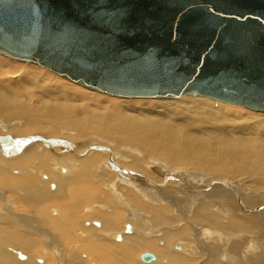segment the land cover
Here are the masks:
<instances>
[{
	"label": "bare ground",
	"instance_id": "bare-ground-1",
	"mask_svg": "<svg viewBox=\"0 0 264 264\" xmlns=\"http://www.w3.org/2000/svg\"><path fill=\"white\" fill-rule=\"evenodd\" d=\"M0 56L40 67L59 76L42 66ZM4 67L6 70H18L9 63H4ZM21 71L23 76L20 83L27 86L34 97L33 113L24 107L23 99H29L17 85L10 81L5 84L0 82V118L7 123L0 121L10 124L23 118L24 122L21 128L12 127L9 130L3 129L0 123V135L9 133L12 134L10 138L14 139L22 134H31L35 127L38 129L41 120L50 118L54 124L47 130L39 131L48 137L56 136L57 125L63 124L60 118H68L69 115L75 118L70 114L72 111L82 118L72 122L74 127L82 126L84 134L94 131L97 135H93L96 141L88 139L83 145L71 144L75 154L84 152L80 159L54 146L40 148L42 144L39 142L38 145V141L12 152L0 149V155L4 157L0 158V161L4 160L0 162V212L11 221L5 222L0 213V248L5 252L0 251V264H10L13 256L7 253L8 248H12L11 251L20 260L26 258L17 250L25 252L29 258L14 264H31L30 260L34 261L41 255L38 239L21 234L18 230L38 232L41 236L45 254L43 258H37L41 264H140L137 258L143 252H149L155 258L145 264H264V205L258 206L264 202V198H248L249 194L247 198L243 197L245 191L264 190V116H246L233 111L235 117L239 118L223 122L225 120L218 119L221 108L205 103L154 105L151 108L144 107L146 105L120 106L96 97L97 93L138 100L195 97L211 103L208 98L190 94L175 98H126L90 90L94 93H82L87 101L76 107L71 96L74 90L65 83L55 82L49 75L34 69ZM44 82H52L56 87L52 89L50 84L46 86ZM104 105L116 106L108 109ZM76 133L77 137L83 138L84 134ZM103 143H112V149L108 147L110 144L106 146ZM91 145L106 150H87ZM47 149L61 152H56V156ZM19 152H22L19 156H10ZM126 154L131 158L146 155L161 161L154 162L153 159L145 160V163L142 160H127ZM118 158L122 160L121 163ZM35 159H38L37 166H29ZM108 159L116 167L135 175L126 177L120 174L108 165ZM162 161L166 165L160 164ZM48 165H51L50 172L56 174L54 183L57 190L46 200L48 204L41 208L32 200L33 195L39 192L36 188L39 181L32 174L38 176L41 173L43 180L50 182L54 177H47ZM60 165L68 168V175H58L59 170L66 173L64 168L60 169ZM97 167L101 172L94 179L96 184H92L89 173ZM5 169L14 174V178ZM207 174L213 175L212 178ZM227 175L233 180L252 179V189L232 187L233 183L230 182L231 188L227 185L229 181L222 178ZM220 177L223 181H217ZM189 182L197 184L202 190L199 197H190L192 194L188 192L187 196L183 194L186 189L192 192L188 188L191 186ZM174 185H177L176 189ZM208 185L212 189L203 192ZM13 188H20L24 193L16 190L13 194ZM51 188L54 189V185ZM180 189H184L183 192H177ZM108 193L114 203L110 201ZM56 196L66 199L59 200ZM163 200L171 203L174 210L172 206L158 203ZM85 204L84 218L97 220L84 222V229L77 233L79 238L72 237L73 230L79 229L76 213ZM10 205L14 208L11 209ZM53 207L60 209V217L64 219L62 225L58 226L56 221L47 218V210ZM118 208L127 213L129 218L126 222L132 220L139 222L138 225L134 223V226L132 224L131 228L126 229L128 222L120 228ZM123 231L125 234H119ZM117 235L119 240L115 239ZM112 237L117 243H123H114ZM74 242L75 245L72 244ZM69 244H72L70 251L64 248ZM52 252L55 259L51 257ZM35 261L32 263L36 264Z\"/></svg>",
	"mask_w": 264,
	"mask_h": 264
},
{
	"label": "water",
	"instance_id": "water-1",
	"mask_svg": "<svg viewBox=\"0 0 264 264\" xmlns=\"http://www.w3.org/2000/svg\"><path fill=\"white\" fill-rule=\"evenodd\" d=\"M0 55L117 97L190 94L264 112V0H0ZM34 141L84 153L39 136L0 137V149Z\"/></svg>",
	"mask_w": 264,
	"mask_h": 264
},
{
	"label": "rangeland",
	"instance_id": "rangeland-1",
	"mask_svg": "<svg viewBox=\"0 0 264 264\" xmlns=\"http://www.w3.org/2000/svg\"><path fill=\"white\" fill-rule=\"evenodd\" d=\"M4 63H9V64H11V65H13L14 67H16V68H18V70H6L5 69V67H4ZM21 69H26V70H35V71H40V72H42V73H44V74H47V75H49L50 77H51V79L53 80V81H55V82H58V83H61V84H66L68 87H71L74 91L72 92V94H71V96H72V101H73V104H74V106H76V105H81L82 104V102L83 101H87L84 97H82V93H85V94H87V93H94L93 91L91 92L90 90H88V89H86L85 90V88H83V87H81V86H78V85H76V84H74V83H71V82H69L68 80L66 81V80H63L62 79V77L60 78V76H56V75H54V74H52V73H50V72H48V71H46V70H44V69H42V68H40V67H37V66H34V65H29V64H26V63H19V62H15V61H12V60H9V59H7V58H4V57H2V56H0V82L1 83H3V84H5L6 83V81H10V82H12V84H15V85H17L18 87H19V89H20V91H23L27 96H28V99L29 100H27V99H23V104H24V107L26 108V110L28 111V112H31V113H33V102H34V97H33V95L31 94V92L29 91V88L27 87V86H25L24 84H22V83H20V78L23 76V73H22V71H21ZM44 84L47 86L48 84H50V86H52V89H54V87H56L55 86V84L54 83H52V82H44ZM96 93V92H95ZM94 95V94H93ZM97 95L98 96H96V97H101L102 99H103V102H105V101H107V100H109V101H111V102H113V103H116V104H119L120 106H133V105H136V106H140V105H146V106H144V107H147V106H150L151 108L154 106V105H166V104H172V105H188L189 103H196V102H199V103H205V104H208V105H214V106H216V107H219V108H221V111H220V113H219V115H218V119H219V121H221V120H225V121H223V122H227V121H229V120H231V119H233V118H239V117H235V115H234V112H241V113H243V114H245L246 116H250V115H252V116H258V115H260V116H264V114H257V112L255 113V112H252V111H249V110H244V109H242V107L240 108V107H235V106H230V105H224V104H220V103H216L215 101H212L211 99V101L210 100H208L209 102H211V103H208V102H203V101H207V100H200L199 98L197 99V98H195V97H183V98H177V99H172V100H168V99H160V100H151V99H149V100H138V99H120V98H114V97H111V96H107V95H104V94H98L97 93ZM193 98V99H192ZM202 99V98H201ZM182 101V102H181ZM196 104H198V103H196ZM93 106H97V105H94V104H92ZM192 105H195V104H192ZM220 105H222V106H220ZM112 106H116V105H104V108H111ZM77 107V106H76ZM98 107V106H97ZM143 107V106H142ZM234 111V112H233ZM70 114H72V115H74L75 116V118L74 117H72V116H70L69 115V117L68 118H60V120L63 122V124H64V126H63V124H61V123H59L58 125H57V135L56 136H50L51 138H55V139H58V140H62L63 142L65 141L66 143H69V144H74V145H83L84 143H86L87 142V140L88 139H90V141L92 142V140L93 141H96V139H95V136H93V135H97V134H94L93 132L94 131H92V132H88L87 134H84L85 132H84V130L82 129V126H79V127H74L73 125H72V122L73 121H75V120H80V119H82L81 118V116H78L74 111H72V112H70ZM231 118V119H230ZM1 120H3L2 118H0ZM26 119V118H25ZM4 121V120H3ZM4 122H6V121H4ZM22 122H23V118H18V119H16V120H14L12 123H10V124H6V123H2L1 121H0V123L1 124H3V129H5V130H9L10 128H12V127H16L17 129H19V128H21L22 127ZM24 123V122H23ZM54 124V122L52 121V119H50V118H48L47 120H41L40 122H39V126H38V129L35 127L34 129V131H33V133H31V134H22V135H19V137L18 138H20V137H23V136H25V137H31V136H35V135H41L42 137H44V138H50V137H48V136H46L43 132H40L39 130H42L43 131V129H45V130H47V129H49L52 125ZM68 129H73V131H76V132H78L80 135H82V134H84L83 135V138H79V137H77L76 135H78L76 132H74L73 133V131H71V130H68ZM70 131V132H69ZM3 135H8L9 137L12 135V134H9V133H4V134H2V135H0V137H4ZM85 136H86V138H85ZM40 137V136H39ZM66 139V140H65ZM80 141H82V142H80ZM31 143V142H30ZM29 143V144H30ZM97 143V142H96ZM96 143H93V144H96ZM90 144H92V143H90ZM97 144H100V143H97ZM103 144H107V143H103ZM102 144V145H103ZM108 144H110L109 146H108ZM106 146H108L109 148L111 147V145H112V143H108ZM28 145V144H27ZM27 145H25L24 146V148L27 146ZM38 145H40V143L38 142ZM101 145V144H100ZM39 147V146H38ZM23 147H21V149H22ZM40 148H44V146H42V145H40ZM45 148H47L46 146H45ZM58 148V147H57ZM111 149H112V147H111ZM48 151L50 150V149H47ZM38 151V148L36 149V152ZM59 151V150H58ZM58 151H56V152H58ZM50 152H51V154H53V155H55L56 154V156H57V153L56 152H53V151H51L50 150ZM64 152H66V151H64ZM14 153V152H13ZM40 153V152H39ZM39 153H37L38 155H39ZM69 153V152H68ZM67 153V154H68ZM79 153V152H78ZM20 154H22V152H19L18 154H12V155H10L11 157H14V156H19ZM58 154H60V151H59V153ZM68 155H70V153L68 154ZM10 156H9V158H10ZM58 156H60V155H58ZM126 156H127V160H131V159H133V160H136V161H139V160H142L141 162H145V160H146V162L149 160V161H153V159H154V162H156V161H161V160H159V159H157V160H155V158H152V157H148V156H137L136 155V157L137 158H131V156L129 155V154H126ZM74 157V156H73ZM0 158H2V159H4V157H2L1 155H0ZM75 158V157H74ZM8 159V158H7ZM77 159V158H76ZM78 159H80V157L78 158ZM120 163H121V159L120 158H118L117 159ZM2 162H4V160H1ZM0 161V162H1ZM37 161H38V159H35L33 162H31V164L29 165V166H33V167H36L37 166ZM145 162V163H146ZM163 162V161H162ZM144 163V164H145ZM169 165H170V163L169 162H167ZM160 164H162V165H166V162H163V163H160ZM160 167V166H159ZM5 168V167H4ZM61 168H64L63 166H61L60 165V169ZM50 169H51V165H48V173H46V174H48V178H53L56 174H54L53 172L51 173L50 172ZM65 170H66V173H61L60 172V170H59V172H58V175L60 176V177H64V176H66V175H68V171H67V167H65L64 168ZM160 169H164V167H160ZM180 169H187V170H190V171H193L192 169H190V168H187V167H181ZM6 171H7V174L10 176V177H12V178H14V174H10V172H9V170H7V169H5ZM101 169L99 168V167H97V168H95V169H92L91 171H90V173H89V179H90V181L92 182V184H96V182H94V179L97 177V175L101 172L100 171ZM108 170V169H107ZM22 171H24V170H22ZM108 171H110V170H108ZM196 173H198V172H196ZM45 174V175H46ZM203 174V173H202ZM33 176H35L37 179H38V183H37V190H39V192L37 193V194H35V195H33V197H32V200L36 203V204H38L41 208L42 207H44V206H46L47 204H48V201H46V200H48V198L51 196V195H54V194H52V193H56V188L57 187H55V183H54V180H55V177L53 178V180H51L50 182L49 181H47V180H43V178L41 177V173L37 176L36 174H32ZM155 176H157L156 174H154ZM209 175H211V174H207V176H209ZM212 176L213 175H211V176H209V178H212ZM229 175H227V176H223L222 178H224V179H226L227 181H229V183L227 184L228 186L230 185V187H231V183H233V186L232 187H239V188H241V189H243L242 187H244L246 190H247V188H251L252 187V185H253V180L251 179V180H249L248 181V179H235V180H233V179H231L230 177L231 176H229ZM157 177H159V176H157ZM221 178V177H220ZM217 179V181H223V179ZM68 179V178H67ZM67 179H63L62 178V180H67ZM246 180H247V182H246ZM52 182V183H51ZM231 182V183H230ZM49 183H51V185H54V189H52L51 188V185L49 184ZM240 183V184H239ZM175 184V183H174ZM189 184L191 185V186H189L188 188H191L192 189V192H189V190L190 189H186V190H184V189H180V190H177V192H179V191H182L183 192V190H184V195L185 196H187V193L186 192H188V193H190V194H192V195H190V194H188V195H190V197L191 196H193V197H196V196H200L201 194H202V190L201 189H199V187H198V185L197 184H195V183H193V182H189ZM121 185V184H120ZM244 185V186H243ZM247 185V186H246ZM249 185V186H248ZM142 186H144V185H142ZM43 187H45V189H43ZM175 187H177V185L175 186L174 185V188ZM187 187V186H186ZM222 187V186H221ZM231 187V188H232ZM100 188H101V186H100ZM212 189V187L210 186V185H208L204 190H203V192H208L209 190H211ZM222 188H224V187H222ZM176 189V188H175ZM224 189H227V188H224ZM252 189V188H251ZM250 189V190H251ZM16 190H18V191H21L22 193H24L20 188H13L12 189V193L14 194L15 193V191ZM101 190H102V188H101ZM188 190V191H187ZM103 191V190H102ZM227 191H228V189H227ZM104 192V191H103ZM229 192V191H228ZM19 193V192H18ZM181 193V192H180ZM243 193V192H242ZM19 194H21V193H19ZM232 194V193H231ZM251 196H249V195ZM24 195V194H23ZM23 195L22 196H19V197H23ZM57 196H59L58 194H56ZM56 196V198H58L59 200L61 199V200H63V199H66V198H61V197H57ZM108 196H109V198H110V201H112V199H111V196H110V194L108 193ZM249 196V197H248ZM254 196H259V197H262V199L264 198V190H259L258 192H250V193H248L247 191H245V194H244V196L243 197H248V198H252V197H254ZM113 202V201H112ZM148 202H150L151 203V200H148ZM165 201L163 200V201H160V202H158L159 204H165L164 206H172V209H173V205L171 204V203H168V202H165ZM114 203V202H113ZM261 204V205H260ZM236 205H237V203H236ZM262 205H264V202H262V203H259L258 204V206H262ZM238 206V205H237ZM257 205H256V207H258ZM10 207H11V209L12 208H14V206L13 205H10ZM87 207V204H85L84 206H82L80 209H78V211H77V215H78V217H77V225L79 226V229H74L73 230V233H72V237H78L79 238V236H77V233L78 232H81L82 231V229H84V227H83V224H84V222H88V223H90V221H94V220H97V218H93V219H90V218H84V216H86L85 215V213H84V209ZM262 208V207H261ZM238 209H239V207H238ZM118 210H119V215H120V217H119V224H121L122 226L120 227V228H122L123 227V225L124 224H128V222H129V225L128 226H130V228H131V225L133 224V226H134V223H136V225H138V223L139 222H134V221H130V220H128L127 222H126V220H127V218H129L128 216H127V213H125V211L123 210V209H120V208H118ZM174 210V209H173ZM263 211V210H262ZM100 212V211H99ZM1 213V215H2V218L5 220V222L7 221L8 223H10L11 221H9L8 219H7V217L4 215V214H2V212H0ZM53 213H55V214H53ZM60 214H61V211H60V209L58 208V207H53V208H50V209H48L47 210V212H46V216H47V218H49V219H52V220H54V221H56L57 222V225L59 226V225H62V222H64V219L62 218V216L60 217ZM125 219V220H124ZM98 220H100V219H98ZM98 222V221H97ZM100 222V221H99ZM91 226V225H90ZM125 226V225H124ZM85 227H87V226H85ZM92 227H94V226H92ZM95 228V227H94ZM127 229V228H126ZM125 229V230H126ZM18 232H20L21 234H24V235H28V236H32V237H36L37 239H38V241H39V243H40V247H41V255H38L36 258H35V263L36 264H41L42 262H39L38 260L39 259H37V258H43L44 256L43 255H45L44 254V250H43V246H42V241H41V236H39L37 233L38 232H29V231H23V230H18ZM122 233H124L125 234V232L123 231V232H121V233H119V234H122ZM41 234H42V232H41ZM43 235V234H42ZM126 235H129V234H126ZM112 239H113V237H112ZM114 240V239H113ZM122 240H123V238H122ZM0 241H2V240H0ZM115 241V240H114ZM113 241V242H114ZM114 243H116V244H118V243H123V241L122 242H114ZM7 244V243H6ZM5 244V245H6ZM73 245H75V242L74 243H72ZM72 244H69L67 247H64L66 250H69V249H71V245ZM9 245V244H8ZM10 246V245H9ZM69 246H70V248H69ZM11 247V246H10ZM11 249L12 248H8V249H6V251H7V253L8 254H10L11 256H13L12 257V259L10 260V264H14L15 262H25L26 260H27V258H28V256L25 254V252H23V251H21V250H17L19 253H21L25 258H26V260H20L18 257H16V255H15V253L14 252H12L11 251ZM169 249H170V247H169ZM0 251H2V252H4L1 248H0ZM70 251V250H69ZM69 251H67V252H69ZM71 251H73V248H72V250ZM74 252V251H73ZM176 252H178V251H173V253H176ZM181 252V251H180ZM5 253V252H4ZM72 253V252H71ZM179 253V252H178ZM51 257L52 258H54L55 259V257H54V254H53V252L51 253ZM30 258L32 259L33 257H31L30 256ZM29 259V258H28ZM42 260V259H41ZM137 260H139V258H137ZM34 261H32V260H30L29 262L31 263V264H34V263H32V262H34ZM44 261V260H43ZM156 262V261H155ZM88 263V262H87ZM138 263H140V264H142V262L139 260L138 261ZM90 264V263H89ZM143 264H145V263H143Z\"/></svg>",
	"mask_w": 264,
	"mask_h": 264
}]
</instances>
